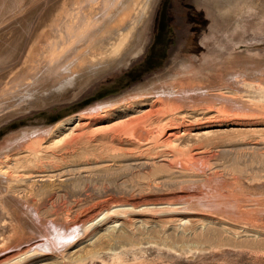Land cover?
Listing matches in <instances>:
<instances>
[{
  "label": "rangeland",
  "instance_id": "obj_1",
  "mask_svg": "<svg viewBox=\"0 0 264 264\" xmlns=\"http://www.w3.org/2000/svg\"><path fill=\"white\" fill-rule=\"evenodd\" d=\"M80 2L0 0V77ZM137 34L69 97L0 105V224L25 233L0 264H264V7L153 0Z\"/></svg>",
  "mask_w": 264,
  "mask_h": 264
},
{
  "label": "bare ground",
  "instance_id": "obj_2",
  "mask_svg": "<svg viewBox=\"0 0 264 264\" xmlns=\"http://www.w3.org/2000/svg\"><path fill=\"white\" fill-rule=\"evenodd\" d=\"M80 1L82 3L80 2V7L76 8L75 13H70L69 7L66 14H63L64 17H57L51 29L46 30L47 33L44 34L45 42L37 40L36 46L29 51L22 67L10 75L0 77V105H4L3 110L29 103L42 104L46 99L69 97L74 91L71 86L81 76L87 74L88 69L96 65H105L106 62L124 54L137 37L139 24L148 14L153 2V0ZM216 1H227L231 4L238 0ZM250 1L254 5L264 7V0ZM124 56L125 54L121 61L124 60ZM76 123L74 121L69 129L73 130ZM68 134L65 133L56 140L59 141ZM175 134L176 132H171L169 136ZM2 175L4 174L0 173V176ZM23 233L7 235L0 224V249L8 251V247H11L14 241L25 235Z\"/></svg>",
  "mask_w": 264,
  "mask_h": 264
}]
</instances>
